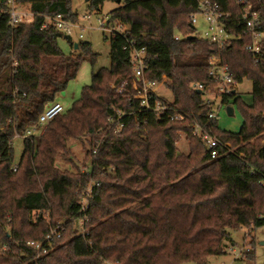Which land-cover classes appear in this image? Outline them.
<instances>
[{"label":"trees","instance_id":"obj_1","mask_svg":"<svg viewBox=\"0 0 264 264\" xmlns=\"http://www.w3.org/2000/svg\"><path fill=\"white\" fill-rule=\"evenodd\" d=\"M106 1L88 4L101 11ZM199 1L121 0L105 27L113 30L111 67L94 71L80 99L40 136L23 138V155L14 165L12 138L38 125L82 63L94 64L98 54L83 42L66 55L58 44L64 33L42 28L46 16L57 14L76 23L72 0H16L35 17L15 26L7 0H0V264H209L210 258L227 254L232 231L264 226V60L257 62L246 50L250 38L235 0L212 1L230 15L225 23L236 38L220 49L188 38ZM252 2L264 33V0ZM134 49L146 50L149 80L161 82L166 76L171 106L181 120L146 112L134 100ZM212 57L239 83H253L252 104L238 92L222 99L241 108L239 132L223 131L217 118L209 117L213 105L206 104L205 95L217 86L210 76ZM192 83L205 90H193ZM195 123L224 144L218 158L211 159L206 144L192 135ZM179 132L195 144L188 156L177 152ZM84 137L94 156L91 164L83 173L62 171L58 156L70 153V140ZM203 164L208 166L196 169ZM88 187L85 238L76 224L83 216L76 190ZM51 217H65V230L36 259L38 252L28 242L45 239ZM243 257L256 259L253 252Z\"/></svg>","mask_w":264,"mask_h":264},{"label":"built area","instance_id":"obj_2","mask_svg":"<svg viewBox=\"0 0 264 264\" xmlns=\"http://www.w3.org/2000/svg\"><path fill=\"white\" fill-rule=\"evenodd\" d=\"M235 1L242 13L245 24V35L250 38L249 43L246 45V50L250 54L254 55L257 62H261L264 60V33L258 29L260 14L258 11L254 10L252 0ZM7 3L9 6L7 13L10 15V23L13 26L19 23L33 22L35 15L29 9L20 8L16 0H7ZM198 16H202L208 25V28L204 32L201 39L220 49L226 46L229 41L236 38L235 35L229 32L225 23V19L230 15L225 14L220 9V6L212 0H200L198 2V12L192 14L190 17V24L192 25L193 30L187 36L188 38L191 36L198 37V35H196ZM89 17V15H85V18ZM101 26H103V24ZM50 27H55L64 34L70 35L72 33V22L66 20L61 14L46 16L42 28ZM117 30H121V28H118ZM181 38V35L175 36L176 40ZM210 64V76L216 80L217 86L215 90L206 93L205 102L206 104L213 105V111L209 114V117L217 118L218 114L215 112L216 103L213 97L222 101L224 95L238 92L237 86L239 82L233 77L229 68L226 65L221 64V60L219 58L212 57ZM131 65L133 89L136 92L134 94V100H138L140 106L143 107L146 112L154 113L158 117L168 115L171 120H181L183 115L171 106L172 101H169L164 95L159 93V88L166 85V76L162 77L161 82L148 79L146 75L145 49H134L132 51ZM191 88L201 92L205 90V86L201 83H192ZM64 112L65 110L62 104L54 102L41 114L38 124L46 126L56 116L63 114ZM119 115H121V112ZM122 126L123 125H121V127ZM34 129L35 127H32L28 129L24 135L17 134V136L28 138L32 135V130ZM192 135L201 139L206 144L207 149L210 152L211 159H216L220 156L219 148L223 147L224 144L218 138L211 135L197 123L192 125ZM14 170H17V168H14ZM91 192V187H88L86 191H83V198L81 199V212L83 213V216L77 221L79 234L85 238L89 232L86 227V223L89 222V216L86 214V211L90 207L89 194ZM260 217L264 218V215H261ZM65 226V220L57 222L55 226L53 225L50 227V230L46 234L44 240H32L28 242V244L34 247L38 252L36 259H39V257L47 254L51 250L54 240L61 238L65 230Z\"/></svg>","mask_w":264,"mask_h":264},{"label":"rangeland","instance_id":"obj_3","mask_svg":"<svg viewBox=\"0 0 264 264\" xmlns=\"http://www.w3.org/2000/svg\"><path fill=\"white\" fill-rule=\"evenodd\" d=\"M71 6L74 11L78 12L79 19L76 23H72V33L70 35L64 34L58 39L60 48L66 55H71L76 52L73 44L89 42L92 45L93 51L98 54V58L94 64L89 59H86L82 63L77 77L71 80L67 88L57 95L55 102L61 103L65 111L71 109L73 103L80 99L83 89L92 84L94 71L101 68L111 67L110 42L112 30L105 29V27L107 25V16L111 11L117 8L119 4L115 1L108 0L101 7V11L90 9L87 0H72ZM85 15H89L90 17L85 18ZM102 24L104 27L101 26ZM207 28L208 25L204 18L198 16L196 35H198L199 38H202ZM65 36H68L69 39L65 38ZM118 90L121 91L122 88L120 87ZM237 90L244 102L252 104V81L248 79L244 80L242 83L238 84ZM159 93L164 95L169 101L173 102V93L166 85L159 88ZM213 99L216 103L215 112L218 114V127L223 131L239 132L244 123L241 108L238 105H235L232 101L223 104L220 99L214 97ZM229 106H234L233 115H229L227 112ZM46 128L47 125H35L32 134L40 136ZM1 131L9 134V131L5 128H2ZM12 142L14 149L13 163L14 165H18L24 151V139L15 135V137L12 138ZM68 145L70 147V153L64 156H58V166L62 171L66 168H70L72 172H85L94 157L92 156L91 151H89V139L84 137L82 140H70ZM176 146L178 154L188 156L195 144L192 143V139L185 133L179 132V140ZM196 146H198V148L200 147V145ZM207 166L208 164H203L196 169H201L202 167ZM195 172H197V170L192 171V173ZM76 191L79 193L80 198H83V190L79 189ZM261 215H264V212L260 213V216ZM64 219L65 217L55 219L51 217L52 221L50 222V227L57 222L64 221ZM25 227L24 229L28 231L29 227ZM87 229L89 231L88 227ZM231 236L232 241L229 243L230 247L228 248L227 254L210 258L209 264H264V226L258 229L243 227L232 231ZM247 252L254 253L256 257L255 261H250L247 257H243L244 253ZM107 264L116 263L109 262ZM183 264L198 263L189 261L184 262Z\"/></svg>","mask_w":264,"mask_h":264},{"label":"water","instance_id":"obj_4","mask_svg":"<svg viewBox=\"0 0 264 264\" xmlns=\"http://www.w3.org/2000/svg\"><path fill=\"white\" fill-rule=\"evenodd\" d=\"M87 1H89V0H87ZM120 2H121V0L118 1V3H120ZM65 38L69 39L68 36H65ZM75 49H78V44H75ZM198 92L201 93V91H198ZM227 112H228L229 115H233L234 114V107L233 106H229L227 108Z\"/></svg>","mask_w":264,"mask_h":264}]
</instances>
